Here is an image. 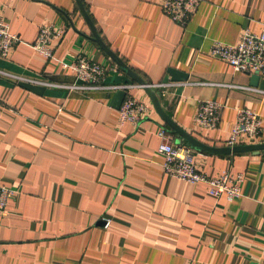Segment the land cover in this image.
I'll list each match as a JSON object with an SVG mask.
<instances>
[{
	"label": "crops",
	"instance_id": "0c3cea01",
	"mask_svg": "<svg viewBox=\"0 0 264 264\" xmlns=\"http://www.w3.org/2000/svg\"><path fill=\"white\" fill-rule=\"evenodd\" d=\"M0 3L22 38L0 58V184L14 190L0 213V264H264V151L212 153L173 131L210 176L244 173L242 195L232 200L166 174L158 130L173 129L115 59L148 84L165 83L152 86L164 114L198 140L226 146L245 106L259 113L263 131L238 145L264 143V77L255 86L253 73L210 52L214 41L236 43L247 28L263 32L264 0H203L185 26L166 15L162 0ZM44 23L64 29L51 58L33 47ZM79 54L108 68V87L48 84L74 82L69 64ZM170 68L188 79L172 81ZM126 84L127 95L149 106L138 125L121 124L112 105L111 86ZM207 99L223 104L217 129L196 123Z\"/></svg>",
	"mask_w": 264,
	"mask_h": 264
},
{
	"label": "built area",
	"instance_id": "2783aa9c",
	"mask_svg": "<svg viewBox=\"0 0 264 264\" xmlns=\"http://www.w3.org/2000/svg\"><path fill=\"white\" fill-rule=\"evenodd\" d=\"M202 1L162 0L161 5L166 15L185 26ZM63 35V28H56L54 24L44 23L40 27L37 39L33 42V47L44 56L51 58L53 56V49L50 46L52 41L62 38ZM20 42H22L21 36L12 32L9 24L4 20L0 3V58L8 57ZM210 52L224 59L238 72L251 74L259 72L260 76L264 77V31L258 34L247 28L236 43L216 40L212 44ZM69 66L75 75L74 82L68 84L48 82V84L62 86L70 91L98 90L108 87L105 83L108 68L104 65L79 54ZM149 85L162 87L165 83ZM111 87L116 90H128L133 85ZM222 110L223 104L215 99L201 101L195 117L196 123L202 128L217 129L222 121ZM148 112L149 106L146 102L127 95L119 109V122L138 125ZM262 131V119L259 113L249 107H239L233 132L227 145H238L244 137L255 141L260 137ZM158 136L160 137L158 151L164 158L163 169L166 174L189 183H206L211 194L224 195L229 200L242 195V184L245 180L243 172L234 174L226 169L217 176H210L206 171L197 167L196 152L193 148L175 142L173 131L166 126H161ZM13 194L14 190L11 187L0 184V213L6 211L9 199Z\"/></svg>",
	"mask_w": 264,
	"mask_h": 264
},
{
	"label": "water",
	"instance_id": "95a60500",
	"mask_svg": "<svg viewBox=\"0 0 264 264\" xmlns=\"http://www.w3.org/2000/svg\"><path fill=\"white\" fill-rule=\"evenodd\" d=\"M97 37H98V35H96V39L99 41V39H98L99 37L98 38ZM99 42L103 47H106L101 41H99ZM115 59L124 69L127 70V72L129 74H131V76L136 81L140 82L145 87L146 91L148 92V94L152 98L156 108H158L159 112L166 119V121L170 124V126L173 129L172 131H174L179 136L178 141H180V138H181V139L186 140L189 143V145L194 147V148H197V149H200L203 151L212 152V153H219V154H229V153L246 152V151H251L255 154H258L261 151H264V143H254V144L235 145V146L226 145L223 147H216V146L209 145L207 143H204V142L198 140L197 138H195L194 136H192L188 132H186V130L177 126V124H175L172 120H170V118H168L164 114V111L161 108V104H160V100H159V97L162 95L161 92H156L152 86H150L148 83L144 82L143 80H140V78L137 76V74L130 71V69L124 64V62L120 58L117 57ZM169 72L172 75V78H171L172 81H185L189 77L188 73L181 71V70H178L176 68H170ZM260 78H261V76H260L259 72L253 73L252 74V84L255 86H258ZM21 84L24 87H26L30 90H33L35 92H38V93H41L42 91L45 90L44 85L34 84L31 82H27V81H23V82H21ZM127 93H128L127 90H124V89L117 90V92L115 93L113 100H112L113 107L120 109L124 99L127 96Z\"/></svg>",
	"mask_w": 264,
	"mask_h": 264
}]
</instances>
